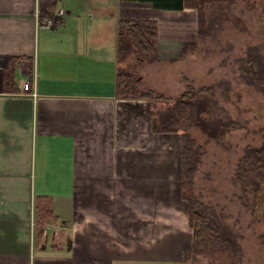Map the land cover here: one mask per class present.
Returning <instances> with one entry per match:
<instances>
[{
  "label": "crops",
  "instance_id": "0c3cea01",
  "mask_svg": "<svg viewBox=\"0 0 264 264\" xmlns=\"http://www.w3.org/2000/svg\"><path fill=\"white\" fill-rule=\"evenodd\" d=\"M194 12L134 0H0V264L186 263L193 233L180 136L152 132L149 100L117 96L131 54L125 64L116 50L122 20L165 28ZM12 57L32 58L33 75L29 84L19 62L7 93ZM136 82L162 90L149 71ZM37 197L50 199L55 218L41 240Z\"/></svg>",
  "mask_w": 264,
  "mask_h": 264
},
{
  "label": "rangeland",
  "instance_id": "374dc122",
  "mask_svg": "<svg viewBox=\"0 0 264 264\" xmlns=\"http://www.w3.org/2000/svg\"><path fill=\"white\" fill-rule=\"evenodd\" d=\"M202 8L201 13L187 8L195 11L192 21L163 22L165 28L155 22V60L132 46L123 63L130 56L124 67L131 71L134 97L149 93L154 113L166 110L189 87H211L216 108L239 126L218 139L187 130L199 164L184 193L202 205L203 216L228 243L212 253L190 248L185 264H264V186L257 189L239 166L247 148L264 146V94L239 72V61L250 51L264 58V0H209ZM144 71L160 92L140 88L143 83L136 80Z\"/></svg>",
  "mask_w": 264,
  "mask_h": 264
},
{
  "label": "trees",
  "instance_id": "16d2710c",
  "mask_svg": "<svg viewBox=\"0 0 264 264\" xmlns=\"http://www.w3.org/2000/svg\"><path fill=\"white\" fill-rule=\"evenodd\" d=\"M133 1V0H132ZM149 3L155 9L168 11H183L196 9L199 13L203 5L209 0H134ZM53 11L41 14L40 19H49ZM157 25L153 21L122 20L118 24L117 59L123 62L124 58L132 52L135 46L144 57L155 60V39ZM19 62H23V71L29 84L32 80V58L12 57L9 67L4 71V90L15 93L13 82ZM239 72L242 79L248 84L259 89L264 94V58L256 51H250L247 58L239 61ZM132 75L126 70L117 74V96L128 98L135 96L132 93ZM140 99L148 100L150 94L139 95ZM189 128L199 129L209 139H218L226 133L239 129L238 124L225 119L222 111L216 108L213 101V88H200L194 90L189 87L166 110L153 114L152 132L155 134H179L181 145V186L182 199L187 205L189 227L193 233L191 250L193 252L212 253L222 250L228 243L213 223L201 213L202 205L185 195V189L192 185V180L199 164L198 151L193 140L187 134ZM239 166L249 178L254 180L256 188L264 186V146L253 149L247 148L244 157L239 161ZM51 201L46 197H37L35 200L36 238L42 237L43 227L54 220Z\"/></svg>",
  "mask_w": 264,
  "mask_h": 264
},
{
  "label": "built area",
  "instance_id": "2783aa9c",
  "mask_svg": "<svg viewBox=\"0 0 264 264\" xmlns=\"http://www.w3.org/2000/svg\"><path fill=\"white\" fill-rule=\"evenodd\" d=\"M50 25H51V21H47L44 23H39L38 27H40V28L47 27L48 28ZM22 89L24 92L28 90V83L27 82L23 83Z\"/></svg>",
  "mask_w": 264,
  "mask_h": 264
},
{
  "label": "bare ground",
  "instance_id": "6f19581e",
  "mask_svg": "<svg viewBox=\"0 0 264 264\" xmlns=\"http://www.w3.org/2000/svg\"><path fill=\"white\" fill-rule=\"evenodd\" d=\"M43 28H45V29H46L47 27H43Z\"/></svg>",
  "mask_w": 264,
  "mask_h": 264
}]
</instances>
